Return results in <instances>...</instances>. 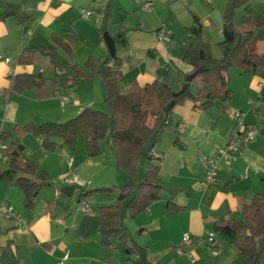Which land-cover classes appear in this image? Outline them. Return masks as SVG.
<instances>
[{
    "label": "crops",
    "instance_id": "0c3cea01",
    "mask_svg": "<svg viewBox=\"0 0 264 264\" xmlns=\"http://www.w3.org/2000/svg\"><path fill=\"white\" fill-rule=\"evenodd\" d=\"M6 1L21 5L32 15L23 27L14 17L0 19V54L10 58V61L0 58V131H11L17 124L63 122L85 107L108 114L103 108L87 105L99 102L97 97L89 102H79V98L71 102L72 94L67 92V88L50 97H36L31 90L16 91L10 87L14 74L37 73L43 69L39 60L34 64L17 62L23 48L36 46L39 51L52 53L58 59L67 57L49 40L51 34L65 37L69 30L73 31L79 38V44H90L86 47V57L107 56L104 38L96 29L107 0ZM202 1L213 7L216 0H154L149 11L133 0H110L111 17L106 31L113 39L115 34L124 31L127 40L125 46L114 41L121 70L116 82L118 94L130 92L132 81L143 85L158 80L174 92L182 88L183 75L192 70V66L183 59L189 38L188 28L197 23L202 27L199 15L204 9ZM81 9H91L92 14L83 18ZM263 12L264 0H244L236 13L241 15V20L242 17L255 20ZM93 14L94 19L87 22L86 19ZM209 20L204 23L209 27V35L203 33L204 41L210 45L212 56L220 58L223 18L221 16L219 20L214 16ZM164 23H168L171 31L168 43L157 37V29ZM209 24L214 25L220 34L216 39L219 55L211 49L215 33L211 35ZM234 27L242 29L249 24L240 23ZM259 32L264 33V26ZM87 35L90 40H87ZM78 48L79 45L73 57L69 58L77 64L80 60ZM263 50L264 39L257 43V52ZM9 70L13 75H9ZM87 77L90 82L94 79L103 86L94 75ZM225 78L231 91L227 104L217 102L209 110L194 107L191 100L174 105L171 127L158 135L150 152L160 165L162 188L159 199L134 218H127L123 207L121 209L122 226L131 234L129 244L142 249L145 258L154 264H246L230 237L213 231L212 223L230 211L239 218L240 204L249 202L257 192L264 193V124L260 127L261 134L243 145L236 160L217 162L213 180L204 178L205 170L198 161V155L210 154L224 145L233 133L239 131L237 122L260 126L264 115L256 111V106L264 97V70L247 72L239 67L229 68ZM64 95H69L66 102L62 100ZM25 139L23 153L34 162L47 183L40 187L33 205L25 206L22 191L8 175L6 157L0 158V201H7L22 216V223H18L0 212V264H59L65 252L68 256L61 264H132L138 259L137 249L128 254L119 240L115 239L111 246L100 242L96 210L100 205L114 203L118 196L115 189L105 187L115 188L129 181L128 176L116 167L115 153L109 140L106 143L109 149H105L101 141L102 152L92 157L79 143L73 152L61 147L49 153L40 146L37 137L27 133L21 141ZM107 158L112 160L110 164ZM106 164L110 166V173L105 168ZM146 164V160L141 161L143 168L139 178ZM69 173L89 180L90 186L86 189L97 188L99 191L87 200L88 212L78 210L77 204L82 200L78 201L75 189L71 195L61 192L62 186H67L62 184V177ZM102 190L111 193H100ZM210 231L218 244L215 254L206 244L182 242L186 233L198 237L206 236ZM257 244L264 246V236L257 238ZM179 249L183 253H178ZM256 264H264V248Z\"/></svg>",
    "mask_w": 264,
    "mask_h": 264
},
{
    "label": "trees",
    "instance_id": "16d2710c",
    "mask_svg": "<svg viewBox=\"0 0 264 264\" xmlns=\"http://www.w3.org/2000/svg\"><path fill=\"white\" fill-rule=\"evenodd\" d=\"M244 0H227L223 10V38L219 41L222 51L220 58L211 54L210 46L202 39V27L199 23L188 28L189 38L184 54V61L192 66V71L202 66L204 69L196 73L189 81L187 73L183 75L182 88L174 92L170 87L158 80L139 85L131 82V90L126 94H118L116 82L121 75L120 59L116 54L94 58L88 56L82 70L73 57L74 50L79 43L78 36L68 31L65 37L51 34L49 40L61 48L67 57L58 59L52 53L41 52L36 46L22 49L17 57L19 64H34L38 60L43 66L42 71L16 73L11 76L10 87L16 91L31 90L36 97H50L63 88L71 87L79 80L97 73L103 84L104 103L108 106L110 115L106 112L90 107L83 108L76 116L63 122H42L39 124L26 123L15 125L11 131H0V137L7 143L4 150L8 175L12 182L23 193V203L27 207L33 205L34 197L40 187L47 183L46 179L36 170L34 162L27 158L20 147L21 138L30 133L37 137L40 146L47 151L53 150L60 141V147L73 152L78 139L84 142L89 156H97L102 152L100 143L109 137L110 145L115 153L116 167L129 181L123 185L109 186L105 189H115L118 196L114 203L98 206V232L100 242L111 246L114 240L123 244V249L130 254L133 249H139L131 242V234L122 226L123 207L126 216L134 218L144 211L151 203L159 199L161 184L159 178V160L153 159L151 150L158 140V135L172 125V109L174 105L191 100L194 107L209 110L217 102L227 104L231 99L225 75L232 65L244 71L264 70V50L257 52L258 41L264 39V33L259 31L264 26V12L255 20L242 17V24L249 27L228 32L227 25L243 5ZM96 27L103 38L107 30V23L111 17L110 0H107ZM32 12L21 5L0 0V19L14 17L20 27L31 17ZM114 41L122 45L127 44L125 32L120 31L114 36ZM202 49L204 57H199ZM40 58V59H39ZM112 62V65L110 64ZM191 83L196 87L191 90ZM173 100L168 112L163 107ZM256 111H264V97L260 98ZM112 126L109 128V121ZM157 130L154 144L146 155L142 154L143 146L148 142L153 132ZM147 164L141 177H138L140 162ZM83 188V187H82ZM98 189H79L77 199L89 201ZM212 230L226 233L230 241L238 248L239 256L246 264H256L264 246H258L257 238L264 236V193H255L247 203L239 206V218H235L230 211L212 223ZM132 264H154L146 258L132 261Z\"/></svg>",
    "mask_w": 264,
    "mask_h": 264
},
{
    "label": "built area",
    "instance_id": "2783aa9c",
    "mask_svg": "<svg viewBox=\"0 0 264 264\" xmlns=\"http://www.w3.org/2000/svg\"><path fill=\"white\" fill-rule=\"evenodd\" d=\"M136 4H140L142 8L146 11H149L152 7L154 0H133ZM80 14L83 18H87L92 14L91 9H81ZM157 37L160 41L170 42L171 41V31L166 29L164 24H161L157 29ZM0 58L5 61H10V58L4 57L0 54ZM9 75H13V71L9 70ZM64 102L69 100V95L62 96ZM240 126L239 131L233 133L225 142L224 145L217 147L210 154H200L198 155V161L200 165L203 166L204 178L208 181L214 179V171L217 162L219 161H234L240 155L243 145L251 142L256 135L259 133L260 129L256 124H242V122H237ZM7 147V143L0 137V158L4 156V150ZM63 185H74V187H84L88 182L81 179L74 173H69L62 177ZM78 210L82 212H88L90 210L89 204L87 201L82 200L77 204ZM0 212L6 218H11L16 220L18 223H22L21 214L14 211L12 205L7 201H0ZM192 241H195L198 244H206L211 253L215 254L218 248L217 241L213 237V232L210 231L206 236H192L189 233H186L182 237V242L189 244ZM178 253H183V250L179 249ZM188 256H191L189 253H186ZM68 256V253L65 252L59 264H61Z\"/></svg>",
    "mask_w": 264,
    "mask_h": 264
},
{
    "label": "rangeland",
    "instance_id": "374dc122",
    "mask_svg": "<svg viewBox=\"0 0 264 264\" xmlns=\"http://www.w3.org/2000/svg\"><path fill=\"white\" fill-rule=\"evenodd\" d=\"M224 1L225 0H216L214 2V5H213V2H212L213 7L210 4L206 3L205 1H202V5H203L204 9H203V12L200 11L199 15L201 17L200 20L202 22V29H203L202 30V39L203 40H204V34H203L204 32L206 33V35H209V32H208L209 27L205 26V24H204L205 21H210L209 19L214 18V16L216 18H218L219 20L221 19V16L223 14ZM253 1H258V0H253ZM94 16H95V14H93L89 19H86L87 22H89L90 20L94 19ZM240 17H241V15L239 13H236L233 16L232 24L234 26H237L238 24L241 23ZM195 18H196V16H195ZM164 25H165L166 29L167 28L170 29L168 23H164ZM209 26L211 28V35H213V33H215V36L212 37L215 40H212L213 41L212 42L213 46L211 47V49L212 48L215 49V52L218 53V55H219V47H218V43L216 42V39H218L220 37V34H218L216 32V29H215V26L214 25L209 24ZM87 37H88L87 40H90V36L87 35ZM78 45H79V48L77 49V51H78V56H79V59H80L78 65H79L80 68H84V62H85V60L87 58L85 56L86 55V51H87L86 50V47H88L90 44H86V43L82 42L80 44L78 43ZM59 49H61V48H59ZM62 51H61V53H62ZM62 55H63V53H62ZM75 58H77L76 55H75ZM235 67H237V66L236 65H232L230 68H235ZM36 68H37V66H36ZM249 72H251V71H249ZM93 75L95 76L96 79H100V76L97 73L91 74L90 76H93ZM86 78L87 79H85L83 81H79L78 84H75V85L67 88V92L70 93V94H72L71 102H73V100L74 99L76 100L77 98H79V100H78L79 102H82V101L89 102V101H91L92 98L95 99V97H97V101H99V102H90L87 105H89L91 107H100V108H103L104 110L108 111V114L110 115L108 106L104 103V101L102 99L103 98V86L101 85V83H96L94 81V79H93L92 82H90L89 79H88V77H86ZM100 81H101V79H100ZM194 86L196 87L195 83H191V85H190L191 90L195 89ZM261 113L264 115V111H262ZM262 119H263V120H261V123L262 124L260 123V126H258L259 129L264 124V116H263ZM112 124L113 123H112L111 118H110L109 128H111ZM259 134H261V133H259ZM108 140H109V137H107V136H106L105 139L102 140V142H103V144L105 146V149H107V150L109 149V145L108 146L106 145V143L108 142ZM25 141H26V139L24 140V142L20 140V143L19 144L21 146H23L24 143H26ZM59 143H60V141L58 139L55 148L53 150L48 151V152L51 153V152H55V151L59 150L61 148ZM78 143L79 144H82L83 147L85 146L84 145V142L82 140H80V139H78L76 141V144H78ZM75 150H76V145H75L74 151ZM77 150L80 151V149H77ZM40 153H41V151H40ZM106 160H107V163H109V164H110V162H112V160L110 158H107ZM105 168L110 173V166H108V164H106ZM142 168H143V165H141V162H140V165H139V168H138V177H139L140 173H142L141 172L142 171ZM81 179H83V178H81ZM83 180L87 181L88 183L83 188L76 186V188H75V193L76 194L78 193V190L79 189H86L87 187L90 186V181L89 180H87V179H83ZM100 187H102V186H100ZM97 192H99V191H97ZM104 192L111 193V191H109V190H107V191L106 190L100 191V193H104ZM126 217L128 218V216H126Z\"/></svg>",
    "mask_w": 264,
    "mask_h": 264
},
{
    "label": "water",
    "instance_id": "95a60500",
    "mask_svg": "<svg viewBox=\"0 0 264 264\" xmlns=\"http://www.w3.org/2000/svg\"><path fill=\"white\" fill-rule=\"evenodd\" d=\"M97 11H100V10L98 9ZM227 30H228V32H231L233 30L232 22L228 23ZM103 38H104V42L106 44L108 53L111 56H114L115 55V42H114V39L109 35V33L107 31L104 32ZM199 57L200 58L204 57V53H203L202 49L199 50ZM203 69H204V67H202V66L196 68L194 71H192L191 73L187 74L186 80L187 81L191 80L196 73L202 71ZM34 73H36V72L34 71ZM172 105H173V100H170L163 107V112H168L169 109L172 107ZM156 133H157V130H155L153 132V134L151 135V137L148 140V142L143 146V148H142V154L143 155H146L149 152V150L152 148V146L154 144V138H155ZM20 147H21V149H23V146L20 145ZM74 189H75L74 185L62 186L61 192L65 193V194H68V195H71L74 192ZM137 252H138V255H139V260L143 261L145 259L144 251L142 249H137Z\"/></svg>",
    "mask_w": 264,
    "mask_h": 264
}]
</instances>
